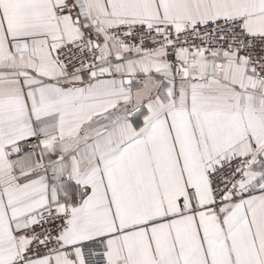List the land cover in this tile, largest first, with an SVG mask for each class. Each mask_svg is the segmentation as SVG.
<instances>
[{
	"label": "snow or ice",
	"instance_id": "1",
	"mask_svg": "<svg viewBox=\"0 0 264 264\" xmlns=\"http://www.w3.org/2000/svg\"><path fill=\"white\" fill-rule=\"evenodd\" d=\"M0 264H264V0H0Z\"/></svg>",
	"mask_w": 264,
	"mask_h": 264
}]
</instances>
